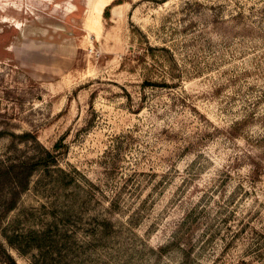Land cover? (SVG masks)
Here are the masks:
<instances>
[{
  "label": "rangeland",
  "instance_id": "1",
  "mask_svg": "<svg viewBox=\"0 0 264 264\" xmlns=\"http://www.w3.org/2000/svg\"><path fill=\"white\" fill-rule=\"evenodd\" d=\"M0 264H264V0H0Z\"/></svg>",
  "mask_w": 264,
  "mask_h": 264
},
{
  "label": "trees",
  "instance_id": "2",
  "mask_svg": "<svg viewBox=\"0 0 264 264\" xmlns=\"http://www.w3.org/2000/svg\"><path fill=\"white\" fill-rule=\"evenodd\" d=\"M110 8H111V6L108 5V6L106 7V11L109 12V11H110Z\"/></svg>",
  "mask_w": 264,
  "mask_h": 264
},
{
  "label": "bare ground",
  "instance_id": "3",
  "mask_svg": "<svg viewBox=\"0 0 264 264\" xmlns=\"http://www.w3.org/2000/svg\"><path fill=\"white\" fill-rule=\"evenodd\" d=\"M101 9V8H100ZM100 9H99V11H100Z\"/></svg>",
  "mask_w": 264,
  "mask_h": 264
}]
</instances>
